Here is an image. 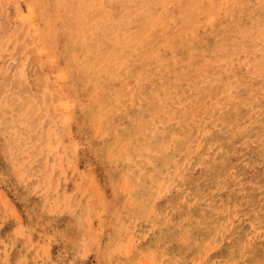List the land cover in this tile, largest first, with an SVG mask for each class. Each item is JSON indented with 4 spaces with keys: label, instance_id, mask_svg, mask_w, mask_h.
<instances>
[{
    "label": "rangeland",
    "instance_id": "1",
    "mask_svg": "<svg viewBox=\"0 0 264 264\" xmlns=\"http://www.w3.org/2000/svg\"><path fill=\"white\" fill-rule=\"evenodd\" d=\"M149 1L0 0V264H264V0Z\"/></svg>",
    "mask_w": 264,
    "mask_h": 264
},
{
    "label": "bare ground",
    "instance_id": "2",
    "mask_svg": "<svg viewBox=\"0 0 264 264\" xmlns=\"http://www.w3.org/2000/svg\"><path fill=\"white\" fill-rule=\"evenodd\" d=\"M145 1H147V0H145ZM150 1H151V0H150ZM150 1H149V2H150ZM167 1H168V0H167ZM201 1H203V0H201ZM209 1H210V0H209ZM215 1H216V0H215ZM219 1H220V0H219ZM222 1H223V0H222ZM256 1H257V0H256ZM158 2H159V1H158ZM205 2H206V1H205ZM205 2H204V3H205ZM210 2H212V1H210ZM225 2H226V1H225ZM228 2H229V0H228ZM230 2H232V0H230ZM240 2H241V0H240ZM243 2H244V1H243ZM251 2H252V1H251ZM262 2H263V1H262ZM137 3H138V2H137ZM166 3H167V2H166ZM200 3H201V2H200ZM204 3H203V4H204ZM247 3H248V2H247ZM249 3H250V2H249ZM141 4H143V2H142ZM144 4H145V3H144ZM147 4H148V2H147ZM169 4H170V2H169ZM178 4H179V2H178ZM217 4H219V3H217ZM217 4H216V5H217ZM254 4H256V3H254ZM260 4H261V3H260ZM263 4H264V3H263ZM150 5H151V4H150ZM158 5H159V4H158ZM219 5H220V4H219ZM225 5H226V4H225ZM242 5H243V4H242ZM251 5H252V4H251ZM257 5H258V2H257ZM261 5H262V4H261ZM153 6H155V4H154ZM159 6H160V5H159ZM166 6H167V4H166ZM171 6H172V5H171ZM171 6H170V7H171ZM205 6H207V5H205ZM213 6H214V5H213ZM243 6H244V5H243ZM253 6H254V5H253ZM150 7H151V6H150ZM160 7H161V6H160ZM163 7H164V6H163ZM172 7H173V6H172ZM214 7H216V6H214ZM218 7L220 8V6H218ZM241 7H242V6H241ZM258 7H259V6H258ZM260 7H261V6H260ZM229 8H230V6H229ZM239 8H240V7H239ZM243 8H244V7H243ZM165 9H166V8H165ZM197 9H198V7H197ZM203 9H204V11H205V7H204ZM217 9H218V8H217ZM244 9H245V8H244ZM149 10H150V9H149ZM151 10H152V9H151ZM157 10H159V9H157ZM157 10H156V11H157ZM160 10H161V9H160ZM255 10H256V9H255ZM104 11H105V10H104ZM114 11H115V10H114ZM152 11H153V10H152ZM163 11H165V10H163ZM194 11H196V10H194ZM208 11H209V10H208ZM233 11H234V10L232 9V12H233ZM241 11H242V10H241ZM243 11H244V10H243ZM253 11H254V9H253ZM184 12H185V11H184ZM192 12H193V11H192ZM227 12H228V11H227ZM234 12L236 13V11H234ZM239 12H240V11H239ZM249 12H250V11H249ZM254 12L256 13V11H254ZM154 13H155V12H154ZM157 13H158V12H157ZM157 13H156V14H157ZM193 13H194V12H193ZM218 13H219V12H218ZM228 13H229V12H228ZM237 13H238V12H237ZM258 13H259V12H258ZM141 14H142V13H141ZM156 14H153V15H156ZM179 14H180V13H179ZM204 14H206V12H205ZM209 14H210V13H209ZM233 14H234V13H233ZM263 14H264V13H263ZM158 15H159V14H158ZM180 15H181V14H180ZM182 15H183V14H182ZM184 15H185V14H184ZM215 15H216V14L214 13V16H215ZM231 15H232V13H231ZM256 15H259V14H256ZM159 16H160V15H159ZM162 16H164V15H162ZM192 16H193V15H192ZM198 16H199V15H198ZM205 16H206V15H205ZM209 16H210V15H209ZM212 16H213V15H212ZM212 16H210V17H212ZM216 16H217V15H216ZM261 16H262V14H261ZM140 17H141V16H140ZM142 17H143V16H142ZM147 17H149V16H147ZM179 17H180V16H179ZM232 17H234V15H233ZM248 17H249V16H248ZM153 18H154V17H153ZM153 18H152V20H153ZM156 18H157V17H156ZM169 18H170V17H169ZM181 18H182V17H181ZM186 18H187V16H186ZM214 18H215V17H214ZM235 18L237 19V17H235ZM150 19H151V18H150ZM150 19H149V20H150ZM158 19H159V18H158ZM162 19L164 20V18H162ZM178 19H179V18H178ZM196 19H197V18H196ZM201 19H202V18H201ZM207 19H208V18H206V20H207ZM211 19H213V17H212ZM211 19H209V20H210V21H213V20H211ZM215 19H216V18H215ZM215 19H214V20H215ZM127 20H129V19H127ZM136 20H137V19H136ZM152 20H151V21H152ZM197 20L199 21V19H197ZM204 20H205V19H203V21H204ZM258 20H259V19H258ZM260 20H261V19H260ZM260 20H259V21H260ZM122 21H123V20H121V22H122ZM130 21H131V20H130ZM130 21H129L128 23H130ZM225 21H226V20H225ZM262 21H264V20H262ZM115 22H116V21H115ZM115 22H114V23H115ZM124 22H125V21H124ZM126 22H127V21H126ZM135 22H136V21H135ZM135 22H134V23H135ZM149 22H150V21H149ZM155 22H156V21H155ZM159 22H160V21H159ZM183 22H184V21H183ZM218 22H219V21H218ZM105 23H106V22H105ZM109 23H110V22H109ZM132 23H133V22H132ZM152 23H153V21H152ZM152 23H151V24H152ZM163 23H164V22H163ZM193 23H194V22H193ZM198 23H199V22H198ZM198 23H197V24H198ZM204 23H205V21H204ZM204 23H203V24H204ZM209 23H210V22H209ZM258 23H259V22H258ZM258 23H257V25H258ZM110 24H113V23H110ZM115 24H118V23H115ZM124 24H126V23H124ZM124 24H123V25H124ZM151 24H150V25H151ZM157 24H159V23H156V25H157ZM191 24H192V23H191ZM200 24H201V23H200ZM261 24H262V23H261ZM105 25H106V24H105ZM161 25H162V24H161ZM167 25H168V24H167ZM167 25H166V26H167ZM257 25H256V26H257ZM263 25H264V24H263ZM91 26H92V25H91ZM99 26H100V25H99ZM114 26H115V25H114ZM114 26H113V27H114ZM117 26H118V25H117ZM117 26H116V27H117ZM154 26H155V25H154ZM157 26H158V25H157ZM157 26H156V27H157ZM234 26H235V25H234ZM106 27H107V26H106ZM121 27H122V26H121ZM123 27H124V26H123ZM123 27H122V28H123ZM156 27H155V28H156ZM199 27H201V26H199ZM245 27H246V26H245ZM245 27H244V28H245ZM254 27H255V26H254ZM260 27H261V26H260ZM262 27L264 28V26H262ZM124 28H125V27H124ZM124 28H123V29H124ZM141 28H142V27H141ZM148 28H149V27H148ZM151 28H152V27L150 26V29H151ZM153 28H154V27H153ZM181 28H182V27H180V29H181ZM184 28H185V27H184ZM239 28H240V27H239ZM242 28H243V27H242ZM242 28H241V29H242ZM246 28H249V27H246ZM257 28H258V27H257ZM102 29H105V28L102 27ZM106 29H107V28H106ZM111 29H112V28H111ZM131 29H132V28H131ZM133 29H136V28H133ZM138 29H139V28H138ZM146 29H147V28H146ZM146 29H145V31H146ZM258 29H259V28H258ZM112 30H114V29H112ZM129 30H130V29H129ZM140 30H141V29H140ZM181 30H182V29H181ZM183 30H185V29H183ZM183 30H182V31H183ZM192 30H193V29H192ZM192 30H191V31H192ZM242 30H243V29H242ZM106 31H107V30H106ZM119 31H120V30H119ZM145 31H142V33L145 32ZM150 31H151V30H150ZM188 31H189V30H188ZM194 31H195V30H194ZM256 31H257V30H256ZM111 32H113V31H111ZM116 32H117V31H116ZM123 32H124V31H123ZM123 32H122V33H123ZM127 32H128V31H127ZM131 32H132V31H131ZM131 32H128V35H129V33H131ZM137 32H138V31H137ZM137 32H136V33H137ZM139 32L141 33V31H139ZM178 32H179V31H178ZM233 32H234V31H233ZM237 32L239 33V31H237ZM237 32H236V33H237ZM244 32H245V31H244ZM250 32H251V31H250ZM250 32H249V33H250ZM113 33H114V32H113ZM231 33H232V32H231ZM238 33H237V34H238ZM251 33H252V32H251ZM260 33H261V32H260ZM262 33H263V32H262ZM119 34H120V33H119ZM126 34H127V33H126ZM131 34H132V33H131ZM145 34H146V33H145ZM178 34L180 35V33H178ZM190 34H191V33H190ZM219 34H220V33H219ZM263 34H264V33H263ZM100 35L102 36L103 34H100ZM121 35H122V34H121ZM140 35H141V34H140ZM153 35H154V33H153ZM241 35H242V34H241ZM110 36H111V35H110ZM117 36H118V35H117ZM123 36H124V35H123ZM149 36H150V35H149ZM160 36H161V35H160ZM183 36H184V35H183ZM183 36H182V37H183ZM192 36H193V35H192ZM233 36H234V35H233ZM244 36H245V35H244ZM244 36H243V38H244ZM247 36H248V35H247ZM256 36H258V35H256ZM107 37H108V35H107ZM113 37H114V36H113ZM129 37H130V36H129ZM139 37H140V36H139ZM142 37H143V36H142ZM150 37H151V36H150ZM153 37H154V36H153ZM157 37H158V36H157ZM177 37H178V36H177ZM190 37H191V35H190ZM234 37H235V36H234ZM245 37H246V36H245ZM248 37H249V36H248ZM254 37H255V35H254ZM81 38H82V37H81ZM130 38H131V37H130ZM130 38H129V39H130ZM143 38H144V37H143ZM147 38H148V37H147ZM155 38H156V36H155ZM167 38H168V37H167ZM179 38H180V37H179ZM185 38H186V37H185ZM237 38H238V37H237ZM240 38H241V37H240ZM240 38H238V39L240 40ZM263 38H264V37H263ZM79 39H80V38H79ZM113 39L115 40L116 37L113 38ZM113 39H112V40H113ZM120 39H121V38H120ZM148 39H149V38H148ZM203 39H204V38H203ZM235 39H236V38H235ZM252 39H253V38H252ZM255 39H257V38L255 37ZM108 40H109V39H108ZM116 40H117V39H116ZM124 40H125V39H124ZM137 40H138V39H137ZM144 40H145V38H144ZM154 40H155V39H154ZM169 40H170V39H169ZM174 40H175V39H174ZM229 40H230V39H229ZM242 40H243V39H242ZM253 40H254V39H253ZM90 41H91V39H90ZM92 41L94 42V40H92ZM99 41H100V40H99ZM106 41H107V40H106ZM117 41H118V40H117ZM120 41H121V40H120ZM128 41H129V40H128ZM139 41H140V40H139ZM163 41H165V40H163ZM178 41H179V40H178ZM223 41H224V40H223ZM86 42H87V41H86ZM93 42H92V43H93ZM97 42H98V41H97ZM111 42H112V41H111ZM137 42H138V41H137ZM143 42H144V41H143ZM169 42H170V41H169ZM240 42H241V41H240ZM260 42H261V41H260ZM262 42H263V41H262ZM100 43H101V42H100ZM102 43H103V42H102ZM109 43H110V42H109ZM122 43H123V41H122ZM124 43H125V42H124ZM128 43H129V42H128ZM140 43H141V42H140ZM156 43H157V42H156ZM156 43H155V44H156ZM163 43H164V42H163ZM172 43H173V42H172ZM224 43H225V42H224ZM245 43H246V42H245ZM247 43H248V42H247ZM256 43H257V42H256ZM256 43H255V45H256ZM94 44H95V43H94ZM110 44H113V43H110ZM110 44H108V45H110ZM136 44H138V43H136ZM141 44H142V43H141ZM212 44H213V43H212ZM230 44H231V43H230ZM261 44H262V43H261ZM261 44H260V45H261ZM145 45H146V44H145ZM160 45H161V44H160ZM232 45H233V44H232ZM244 45H245V44H244ZM252 45H253V47L255 46L254 44H252ZM262 45H263V44H262ZM93 46H94V45H93ZM93 46H92V47H93ZM113 46H114V45H113ZM115 46H118V44L115 45ZM122 46H123V45H122ZM131 46H132V45H131ZM142 46H143V45H142ZM147 46H148V45H147ZM147 46H146V48H147ZM151 46H152V44H151ZM177 46H178V45H177ZM181 46H182V45H181ZM226 46H227V44H226ZM234 46H235V45H234ZM241 46H242V45H241ZM149 47H150V46H149ZM229 47H230V45H229ZM232 47H233V46H232ZM232 47H231V48H232ZM246 47H247V46H246ZM258 47H259V46H258ZM263 47H264V46H263ZM80 48H81V47H80ZM97 48H98V47H97ZM103 48H106V47H103ZM103 48H102V50H103ZM108 48H109V47L107 46L106 49L108 50ZM146 48H145V49H146ZM175 48H176V46H175ZM183 48H184V47H183ZM251 48H252V47H251ZM255 48H256V46H255ZM260 48H261V47H260ZM260 48H259V49H260ZM92 49H93V48H92ZM229 49H230V48H229ZM263 49H264V48H263ZM96 50H97V49H96ZM139 50H140V49H139ZM142 50H143V49H142ZM148 50H149V49H148ZM193 50H194V49H193ZM200 50H201V49H200ZM217 50H218V49H217ZM94 51H95V49H94ZM98 51H99V49H98ZM104 51H105V50H104ZM124 51H125V50H124ZM128 51H129V49H128ZM261 51H262V50H261ZM106 52H107V51H106ZM109 52H111V51L109 50ZM118 52H119V51H118ZM258 52H259V51H258ZM142 53H143V52H142ZM144 53H146V52H144ZM144 53H143V54H144ZM238 53H239V52H238ZM260 53H262V52H260ZM94 54H95V53H94ZM100 54H101V53H100ZM102 54H103V53H102ZM112 54H113V52H112ZM116 54L118 55V53H116ZM124 54H125V53H124ZM139 54H140V53H139ZM147 54H148V53H147ZM233 54H234V53H233ZM103 55H104V54H103ZM107 55H108V54H107ZM107 55L104 56V57H107ZM133 55H134V54H133ZM257 55H259V54H257ZM261 55H262V54H261ZM32 56H33V55H32ZM122 56H123V55H122ZM125 56H126V55H125ZM125 56H124V57H125ZM127 56H128V55H127ZM148 56H149V55H148ZM74 57H75V56H74ZM102 57H103V56H102ZM112 57H113V56H112ZM112 57H111V58H112ZM114 57H115V55H114ZM117 57H118V56H117ZM238 57H239V56H238ZM261 57H262V56H261ZM30 58H31V57H30ZM32 58H33V57H32ZM99 58H100V57H99ZM108 58H109V57H108ZM108 58H103V59H108ZM115 58H116V57H115ZM137 58H138V57H137ZM165 58H166V57H165ZM168 58H169V57H168ZM256 58H257V57H256ZM259 58H260V57H259ZM9 59H10V58H9ZM27 59H28V58H27ZM126 59H127V58H126ZM131 59L134 60V58H131ZM100 60H101V59H100ZM111 60H112V59H111ZM113 60H114V59H113ZM120 60H121V59H120ZM255 60H256V59H255ZM260 60H262V59L260 58ZM76 61H77V60H76ZM131 61H132V60H131ZM131 61H130V62H131ZM145 61H146V60H145ZM219 61H220V60H219ZM258 61H259V60H258ZM262 61H263V60H262ZM16 62H17V61H16ZM28 62H29V61H28ZM122 62H123V61H122ZM126 62H127V61H126ZM130 62H129V63H130ZM154 62H155V61H154ZM162 62H164V61H162ZM193 62H194V61H193ZM206 62H207V61H206ZM214 62H215V61H214ZM256 62H257V61H256ZM102 63H103V62H102ZM109 63H112V62H109ZM109 63H108V64H109ZM219 63H220V62H219ZM225 63L227 64V62H225ZM260 63H261V62H260ZM108 64H107V66H109ZM190 64H191V63H190ZM197 64H199V63H197ZM91 65H92V64H91ZM94 65H95V67H96V64H94ZM105 65H106V64H105ZM115 65H116V64H115ZM141 65H143V64H141ZM144 65H145V64H144ZM243 65H244V64H243ZM256 65H257V64H256ZM259 65L261 66V64H258V68H259ZM92 66H93V65H92ZM110 66H113V65H110ZM116 66H117V65H116ZM126 66H127V65H126ZM147 66H148V65H147ZM101 67H102V65H101ZM113 67L115 68V66H113ZM113 67H112V68H113ZM128 67H129V66H128ZM135 67H136V66H135ZM141 67H142V66H141ZM186 67H187V65H186ZM99 68H100V65H99ZM99 68H98V70H99ZM112 68H111V69H112ZM132 68H134V66H133ZM184 68H185V67H184ZM193 68H194V66H193ZM252 68H253V67H252ZM262 68H263V67H262ZM262 68H261V69H262ZM93 69H94V68H93ZM95 69H96V68H95ZM191 69H192V68H191ZM195 69H197V68H195ZM229 69H230V68H229ZM102 70H103V69H102ZM128 70H129V69H128ZM135 70H137V69H135ZM181 70H182V69H181ZM192 70H193V69H192ZM89 71H90V70H89ZM95 71H96V70H95ZM131 71H132V70H131ZM137 71H138V70H137ZM141 71H142V69H141ZM202 71H203V70H202ZM256 71H257V70H256ZM256 71H255V72H256ZM109 72H110V70H109ZM133 72H134V71H133ZM133 72H131V74H133ZM186 72H187V71H186ZM191 72H192V71H191ZM252 72H253V71H251V73H252ZM259 72H260V71H259ZM259 72H258V73H259ZM262 72H263V71H262ZM91 73H93V72H91ZM81 74H82V73H81ZM128 74H129V73H128ZM134 74H138V72H137V73H134ZM187 74H188V73H187ZM187 74H186V75H187ZM196 74H197V73H196ZM253 74H254V73H253ZM259 74H260V73H259ZM82 75H83V74H82ZM98 75H100V74H98ZM107 75L109 76V74H107ZM107 75H106V76H107ZM189 75H190V72H189L188 76H189ZM192 75H193V74H192ZM192 75H191V76H192ZM254 75H255V74H254ZM132 76H133V75H132ZM257 76H258V75H257ZM110 77H113V76H110ZM134 77H135V76H134ZM235 77H236V76H235ZM254 77H255V76H254ZM137 78H138V77H137ZM191 78H192V77H191ZM202 78H203V77H202ZM106 79H107V78H106ZM106 79H105V82H106ZM114 79H115V78H114ZM178 79H179V78H178ZM189 79H190V78H189ZM198 79H199V78H198ZM99 80H100V79H99ZM108 80H109V79H108ZM108 80H107V81H108ZM110 80H111V79H110ZM260 80H261V79H260ZM100 81H101V80H100ZM100 81H99V82H100ZM103 81H104V78H103ZM114 81H115V80H114ZM145 81H146V80H145ZM185 81H186V80H185ZM28 82H29V81H28ZM108 82H110V81H108ZM250 83H251V82H250ZM109 84H110V83H109ZM132 84H133V83H132ZM101 85H102V84H101ZM259 85H260V84H259ZM97 86H98V85H97ZM166 86H167V85H166ZM248 86H249V85H248ZM255 86H256V84H255ZM101 87H103V86H101ZM262 87H263V86H262ZM105 88H106V87H105ZM150 88H151V87H150ZM171 88H172V87H171ZM173 88L175 89V87H173ZM173 88H172V89H173ZM250 88H251V87H250ZM256 88H257V87H256ZM98 89H99V88H98ZM262 89H263V88H262ZM104 90H105V89H104ZM114 90H115V89H114ZM248 90H249V89H248ZM248 90H247V91H248ZM94 91H96V90H94ZM154 91H155V90H154ZM157 91H158V90H157ZM166 91H167V90H166ZM245 91H246V90H245ZM261 91H262V90H261ZM102 92H103V91H102ZM106 92H108V91H106ZM168 92H171V91H168ZM223 92H225V91H223ZM249 92H250V91H249ZM249 92H248V93H249ZM251 92H252V91H251ZM29 93H30V92H29ZM86 93H87V92H86ZM144 93H145V92H144ZM102 94H103V93H102ZM158 94H159V93H158ZM164 94H165V92H164ZM174 94H175V92H174ZM176 94H177V91H176ZM226 94H227V93H226ZM103 95H104V94H103ZM130 95H131V94H130ZM227 95H229V94H227ZM238 95H239V94H238ZM172 96H174V95L172 94L171 97H172ZM193 96H194V95H193ZM223 96H224V95H223ZM241 96H242V95H241ZM95 97H96V96H95ZM103 97H104V96H103ZM112 97H113V96H112ZM132 97H133V96H132ZM146 97H147V96H146ZM161 97H162V96H161ZM165 97H166V96H165ZM230 97H231V96H230ZM232 97H233V96H232ZM254 97H255V96H254ZM135 98H136V97H135ZM169 98H170V97H169ZM210 98H211V97H210ZM42 99H43V98H42ZM110 99H112V98L110 97ZM122 99H123V98H121V101H122ZM126 99H127V98H126ZM154 99H155V98H154ZM163 99H166V98H163ZM163 99H162V100H163ZM205 99H206V98H205ZM211 99H212V98H211ZM231 99H232V98H231ZM234 99H235V96H234ZM239 99H240V98H239ZM246 99H247V98H246ZM252 99H253V98H252ZM12 100H13V99H12ZM59 100H60V99H59ZM124 100H125V99H124ZM143 100H144V99H143ZM166 100H167V99H166ZM181 100H182V99H181ZM241 100H242V99H241ZM253 100H254V99H253ZM257 100H258V99H257ZM156 101H158V100H156ZM191 101H192V100H191ZM226 101H227V100H226ZM20 102H21V101H20ZM100 102H101V101H100ZM139 102H140V101H139ZM162 102H164V100H163ZM238 102H239V101H238ZM246 102H248V100H247ZM249 102H250V101H249ZM249 102H248V103H249ZM16 103H17V102H16ZM95 103H96V102H95ZM157 103H158V102H157ZM184 103H186V102H184ZM240 103H241V102H240ZM242 103H243V102H242ZM258 103H259V102H258ZM258 103H257V104H258ZM14 104H15V103H14ZM98 104H99V103H98ZM112 104H113V102H112ZM115 104H116V103H115ZM226 104H227V103H226ZM254 104H255V103H254ZM150 105H151V104H150ZM160 105H161V104H160ZM236 105H237V104H236ZM163 106H165V105H163ZM166 106H167V105H166ZM166 106H165V107H166ZM149 107H150V106H149ZM261 107H262V106H261ZM11 108H12V107H11ZM11 108H10V109H11ZM146 108H147V107H146ZM192 108H193V107H192ZM20 109H21V108H20ZM38 110H39V109H38ZM193 110H194V109H193ZM165 111H166V109H165ZM186 111H187V110H186ZM19 112H20V111H19ZM55 112H56V111H55ZM150 112H151V111H150ZM169 112H170V111H169ZM173 112H174V111H173ZM190 112H191V110H190ZM194 112H195V111H194ZM104 113H105V112H104ZM171 113H172V112H171ZM171 113H169V114H171ZM187 113H188V112H187ZM190 114H192V113H190ZM171 115H172V114H171ZM174 115H176V114H174ZM185 115H186V114H185ZM188 115H189V114H188ZM121 116H122V115H121ZM59 118H60V117H59ZM185 118H187V117H185ZM188 118H189V117H188ZM190 118H191V115H190ZM26 119H27V118H26ZM66 120H67V119H66ZM133 120H134V119H133ZM182 120H183V118H182ZM195 120H196V119H195ZM229 120H230V119H229ZM28 121H29V120H28ZM188 121H189V120H188ZM188 121H187V122H188ZM66 122H67V121H66ZM183 122H184V121H183ZM190 122H191V121H190ZM202 122H203V121H202ZM9 123H10V122H9ZM13 124H14V123H13ZM186 124H187V123H186ZM233 124H234V123H233ZM201 125H202V123H201ZM194 126H195V125H194ZM228 126H229V125H228ZM230 126H231V125H230ZM190 127H191V126H190ZM195 127H196V126H195ZM198 127H199V126H198ZM235 127H236V126H235ZM235 127H234V129H235ZM196 128H197V127H196ZM196 128H194V129H196ZM236 128H237V127H236ZM232 129H233V128H232ZM234 129H233V131H234ZM18 130H19V129H18ZM236 130H237V129H236ZM191 131H192V130H191ZM225 131H226V130H225ZM228 131H230V130H228ZM132 132H133V131H132ZM235 132H236V131H235ZM230 133H231V132H230ZM223 134H225V133H223ZM234 134H235V133H234ZM234 134H233V135H234ZM237 134H238V133H237ZM217 135H218V134H217ZM257 135H258V134H257ZM234 136H237V135L235 134ZM260 136H261V135H260ZM213 137H214V136H213ZM217 137H218V136H217ZM222 137H223V136H222ZM230 137H231V134H230ZM230 137H229V138H230ZM249 137H250V136H249ZM255 137H258V136H255ZM218 138H219V137H218ZM226 138H228V136H226L225 139H226ZM234 138H235V137H234ZM240 138H241V136H240ZM260 139H262V138H260ZM260 139L258 138V141H259ZM200 141H201V140H200ZM231 141H233V140H231ZM237 141H239V139H238ZM240 141H241V140H240ZM240 141H239V142H240ZM255 141H256V139H255ZM222 142H223V141H222ZM226 142H227V141H226ZM228 142H229V140H228ZM256 142H257V141H256ZM262 142H263V139H262ZM262 142H261V144H262ZM218 143H219V142H218ZM229 143H230V142H229ZM252 143H255V142H252ZM18 144H19V143H18ZM206 144H207V143H206ZM255 145H256V144H255ZM207 146H208V145H207ZM213 147H214V146H213ZM220 147H221V146H220ZM260 147H261V146H260ZM207 148H208V147H207ZM233 148H235V147H233ZM208 149H209V148H208ZM214 149H215V148H213V150H214ZM263 149H264V148H263ZM230 150H231V149H230ZM208 151H210V150H208ZM211 151H212V149H211ZM217 151H218V149H217ZM219 151H220V149H219ZM28 152H29V151H28ZM206 153H207V151H206ZM211 153H212V152H211ZM243 153H244V152H243ZM155 154H156V153H155ZM216 154H217V153H216ZM219 156H220V154H219ZM221 156H222V155H221ZM204 157H205V156H204ZM213 157H214V156H213ZM215 157H216V156H215ZM240 157H241V156H240ZM201 158H203V157L201 156ZM219 158H220V157H219ZM225 158H226V157H225ZM204 159H205V158H204ZM222 159H223V157H222ZM222 159H221V160H222ZM226 159H227V158H226ZM202 160H203V159H202ZM213 161H214V160H213ZM215 161H217V160H215ZM226 161H227V160H226ZM226 161H225V162H226ZM238 161H239V160H238ZM228 162H231V161H227V163H228ZM221 163H222V162H221ZM223 163H224V162H223ZM235 163H236V162H235ZM232 164H233V163H232ZM242 164H243V163H242ZM212 165H213V164H212ZM225 165H226V164H225ZM225 165H224V166H225ZM240 165H241V164H240ZM222 166H223V165H222ZM226 166H227V165H226ZM230 166H232V165L230 164ZM227 167H228V166H227ZM226 169H227V168H226ZM227 170H228V169H227ZM242 170H243V169H242ZM224 171H225V169H224ZM224 171H223V172H224ZM234 172H235V171H234ZM242 172H243V171H242ZM220 173H221V172H220ZM237 173H238V172H237ZM175 174H176V173H175ZM215 174H216V173H215ZM219 175H221V174H219ZM219 175H218V176H219ZM237 176H238V175H237ZM239 177H240V176H239ZM239 177H238V178H239ZM238 178H237V179H238ZM203 179H204V178H202V180H203ZM234 179H235V178H234ZM254 180H255V179H254ZM233 181H234V180H233ZM239 181H240V180H239ZM183 183H184V182H183ZM199 190H200V189H199ZM201 192H202V191H201ZM186 193H187V192H186ZM198 194H201V193H198ZM256 202H257V201H256ZM255 210H256V209H255ZM224 213H225V212H224ZM222 214H223V213H222ZM252 218H253V217H252ZM221 220H222V219H221ZM252 231H253V230H252ZM194 239H195V238H194ZM185 252H186V251H185ZM237 252H238V251H237ZM195 253H196V252H195ZM205 256H206V255H205Z\"/></svg>",
    "mask_w": 264,
    "mask_h": 264
}]
</instances>
